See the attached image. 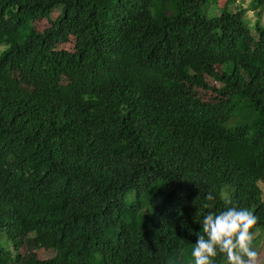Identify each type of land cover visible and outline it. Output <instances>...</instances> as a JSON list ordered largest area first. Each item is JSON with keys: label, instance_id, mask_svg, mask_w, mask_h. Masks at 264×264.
Here are the masks:
<instances>
[{"label": "trees", "instance_id": "16d2710c", "mask_svg": "<svg viewBox=\"0 0 264 264\" xmlns=\"http://www.w3.org/2000/svg\"><path fill=\"white\" fill-rule=\"evenodd\" d=\"M216 1L0 0V264H194L228 207L264 230V0L252 32Z\"/></svg>", "mask_w": 264, "mask_h": 264}, {"label": "clouds", "instance_id": "9594fccd", "mask_svg": "<svg viewBox=\"0 0 264 264\" xmlns=\"http://www.w3.org/2000/svg\"><path fill=\"white\" fill-rule=\"evenodd\" d=\"M214 202L209 192L205 198ZM212 208L213 203H206ZM202 234L197 233V242L191 255L194 264H216L222 256L225 264H261L259 253L253 247L259 229L258 217L246 208L228 207L216 213L209 211L201 221Z\"/></svg>", "mask_w": 264, "mask_h": 264}, {"label": "rangeland", "instance_id": "374dc122", "mask_svg": "<svg viewBox=\"0 0 264 264\" xmlns=\"http://www.w3.org/2000/svg\"><path fill=\"white\" fill-rule=\"evenodd\" d=\"M226 0H217L215 5H209L206 10H205V14L207 17L212 16L215 13V10L220 9V7H222L223 3ZM249 1L250 0H236V2L230 6V9H233L234 7H240L241 9H246V12L243 15L242 20L245 23V26L252 32L253 30V23H254V14L250 11H248V7H249ZM58 10H53V12L50 14V18H53L57 15ZM261 25H264V11L261 12V19H260ZM47 21L42 20V21H38L36 23H34V27L38 32H42L48 25H47ZM72 45V40H68V43L66 45L63 46V48L68 49L70 48ZM1 50V47H0ZM216 69H218V67H216ZM206 84L210 87H217V84L213 83L211 80H209L207 77L204 78ZM189 92L196 94L198 97H200L202 99V101L204 103H206L211 109H213L216 112H222L224 110V101H225V97L223 96H217L216 94L209 92V91H204V90H200V89H196V88H192L187 86ZM248 114H253L251 113L249 110L247 109H240V110H236L234 116L229 119V121L226 123V125L228 127H233L235 125H239V124H243V123H247V120H242L243 118H248L246 115ZM242 116V117H241ZM247 121V122H246ZM262 198L264 199V196H262ZM126 201H131L132 200V193H129L126 198ZM259 229L258 235L256 237V239L254 240V244L253 247L256 249V251L259 253V257H260V262L261 264H264V230ZM0 245L2 247H8L9 249V245L8 243H6L4 241V236L2 234H0ZM20 252L22 253L23 250L20 249ZM35 255L39 260H44V259H48L51 258L53 256V252L52 251H43V250H37L35 251Z\"/></svg>", "mask_w": 264, "mask_h": 264}]
</instances>
